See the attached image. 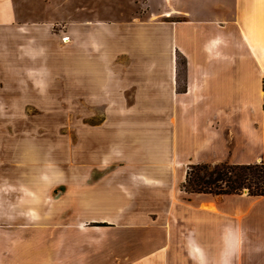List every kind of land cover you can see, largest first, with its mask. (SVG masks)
I'll list each match as a JSON object with an SVG mask.
<instances>
[{
  "label": "crops",
  "instance_id": "crops-1",
  "mask_svg": "<svg viewBox=\"0 0 264 264\" xmlns=\"http://www.w3.org/2000/svg\"><path fill=\"white\" fill-rule=\"evenodd\" d=\"M141 1L60 30L0 11V114L60 98L56 45L74 54L66 90L103 116L76 136L73 177L0 184V264H264V195L182 187L191 164L264 161V0Z\"/></svg>",
  "mask_w": 264,
  "mask_h": 264
},
{
  "label": "rangeland",
  "instance_id": "rangeland-1",
  "mask_svg": "<svg viewBox=\"0 0 264 264\" xmlns=\"http://www.w3.org/2000/svg\"><path fill=\"white\" fill-rule=\"evenodd\" d=\"M143 4L141 0L137 2L135 0L132 2L130 0H0V11L8 18L10 15L17 20L16 23L19 22L18 20L23 22L34 19L38 22L57 23L55 28L60 30L64 25L59 24L63 22L59 19L74 23L82 21L83 18H97L102 23H108L116 17L129 18L132 13L142 12ZM53 47L48 59L54 62H66V79L72 82L74 54L69 52V49L59 52L56 45ZM10 55H16V53L10 52ZM47 56L48 52L30 57V60L41 61ZM56 70L58 74L52 76V83L54 87L63 84L61 87L63 92L59 93L60 98L30 100V104L26 100H20L19 102L27 103L19 105L20 110L10 109V113L0 114V177L1 175L5 177L0 178V184L3 183L4 187L8 184H14L13 187L26 185L30 187L32 172L49 175H58L63 172L68 177H73L77 158L76 136L82 129L85 134L86 129L103 119V116L98 114L86 115V107L91 104V100L76 99L73 87L67 86L72 89L66 90V79L63 77L60 80L59 76H62V72L59 73V70ZM4 71L6 72L5 68ZM2 91L0 88V97ZM85 96L86 94H83L84 98ZM7 102L12 104L11 100ZM81 112L84 114H80ZM27 143L30 146L28 151L25 146ZM84 156L89 157L90 153ZM27 158L30 161L27 162ZM82 171H85L84 167ZM35 181V184L40 183L39 180ZM64 188L56 184L45 189L46 208L58 203L59 194ZM6 198L9 201L11 199L22 202L25 196L10 195Z\"/></svg>",
  "mask_w": 264,
  "mask_h": 264
},
{
  "label": "trees",
  "instance_id": "trees-1",
  "mask_svg": "<svg viewBox=\"0 0 264 264\" xmlns=\"http://www.w3.org/2000/svg\"><path fill=\"white\" fill-rule=\"evenodd\" d=\"M182 187L191 192L264 195V161L249 164L197 163L188 167Z\"/></svg>",
  "mask_w": 264,
  "mask_h": 264
}]
</instances>
